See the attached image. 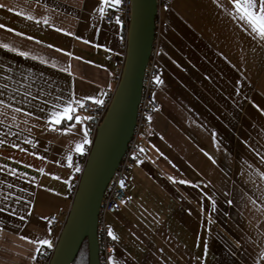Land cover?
<instances>
[{"label": "crops", "instance_id": "crops-1", "mask_svg": "<svg viewBox=\"0 0 264 264\" xmlns=\"http://www.w3.org/2000/svg\"><path fill=\"white\" fill-rule=\"evenodd\" d=\"M169 2L158 22L162 111L149 121L131 167V203L108 216L112 264H264V41L235 16L232 0ZM0 5V43L29 53L0 49V64L16 79L48 82L47 99L71 98L76 109L57 125L49 113L59 107L33 101L26 108L33 116L9 110L0 129L3 136L11 124L19 133L0 146V165L18 176L0 179L14 182L20 197L0 212V264H35L36 241H52L46 220L71 209L79 166L70 162L88 149L90 117L75 101L114 93L124 42L120 24L103 21L106 0ZM237 7L245 15V0ZM248 19L259 27L258 18Z\"/></svg>", "mask_w": 264, "mask_h": 264}, {"label": "water", "instance_id": "water-1", "mask_svg": "<svg viewBox=\"0 0 264 264\" xmlns=\"http://www.w3.org/2000/svg\"><path fill=\"white\" fill-rule=\"evenodd\" d=\"M122 66L110 107L90 150L50 264H74L88 244L89 264H100L98 216L106 188L133 137L143 79L156 37L157 0H132Z\"/></svg>", "mask_w": 264, "mask_h": 264}, {"label": "built area", "instance_id": "built-area-1", "mask_svg": "<svg viewBox=\"0 0 264 264\" xmlns=\"http://www.w3.org/2000/svg\"><path fill=\"white\" fill-rule=\"evenodd\" d=\"M159 5V15L163 8L169 7V0H157ZM133 12L132 0H121L120 5L111 3V0L106 2L105 14L103 21L106 24H112L118 22L121 26V38L124 42V51L126 49V41L128 39L129 25ZM159 22V16H158ZM162 51V45L160 41V32L157 23L156 37L153 45L152 54L145 71L141 100L138 109L136 127L133 137L128 145V149L120 162L118 168L115 170L112 179L110 180L101 204L99 216H98V239L100 248V264H112V256L116 253L117 248L112 242L109 234L108 216L114 212L119 211L123 206L131 203L132 198L130 195V179L129 173L133 163L137 158L142 156V150L140 142L143 138V134L148 127V123L154 114L162 111V105L158 103L155 98V91L158 86L159 78L162 74V69L159 62V56ZM116 62V56L111 57ZM121 70L117 75V81L121 78ZM113 98V93H105L96 101H102V103L93 102V100H87L81 102L84 106L81 108L78 103L75 107L85 115L90 117L89 125V141L87 151L78 158H73L70 162L71 166H79V173L76 175V184L73 187V195L77 190V184L81 177L83 168L86 165L87 158L97 135V130L102 123L107 111L110 107ZM49 224V231L52 235L51 246H42L37 254L35 264H50L54 250L58 243L59 237L66 224V218H61L57 215H53L46 220Z\"/></svg>", "mask_w": 264, "mask_h": 264}, {"label": "snow or ice", "instance_id": "snow-or-ice-1", "mask_svg": "<svg viewBox=\"0 0 264 264\" xmlns=\"http://www.w3.org/2000/svg\"><path fill=\"white\" fill-rule=\"evenodd\" d=\"M108 2V0H106ZM241 0H232L233 8L235 9V16L245 22L247 25L248 31L253 35L254 39H258L260 41H264V0H245L248 7L243 9L245 15L241 14V10L239 7H237L240 4ZM111 3H114L115 5H120L121 0H111ZM0 7H4L3 5H0ZM103 11V9H101ZM248 16H253L258 18L259 20V27L255 26V22L248 19ZM27 19L32 20L33 18L31 16L27 17ZM48 24L49 21L47 19L40 21L36 20L35 23L38 25L40 23ZM5 28L4 25H0V29ZM7 31L12 32V29H7ZM18 36H22V33H16ZM27 39H33L32 37H27ZM51 47V46H49ZM0 49H6L8 51L13 52L14 54L19 55L21 58H29V53L17 50L16 48H9V45L6 43H0ZM37 57L31 56V59L35 60ZM44 62V61H42ZM13 69L9 66L5 68L3 64H0V129H2L4 124V118L8 117V111L10 110L13 113H20L23 116L31 117L34 115V113L27 111V106L33 102L37 101L40 102L43 105H48L50 107H59L58 113H49V115H58V118L54 121L55 124L59 125L65 120H73V113L76 111V109L73 107L74 101L71 98L65 99V97L61 95H56L55 100L47 99L46 97H51L53 95V92L51 90L52 86L48 84V82H45L43 85H37L36 80L30 76L25 75L22 77V79H16L13 75H11ZM48 87V91H45V87ZM35 89V91H33ZM93 102L96 103H102V101H96L94 98ZM75 103H78L79 106L82 108L84 105L80 103L79 101H75ZM41 112H43L45 109L44 107H41L39 109ZM39 119V117H38ZM80 117L76 116L75 120L76 122L80 121ZM11 120L15 121L16 116L12 115ZM48 123H52V121H48ZM13 125H8V131L3 134V136H0V146H3L5 144V137L7 136H18L19 133H12L11 128ZM215 135V134H213ZM24 143H31L29 140H25ZM85 143H87V140H85ZM13 147L19 148V144L13 142ZM77 150H82V145H77ZM23 150V149H21ZM70 159V158H69ZM79 169H77L78 171ZM0 176H12L16 177L18 176L17 171L14 168H9L7 165H0ZM181 183H184V181H181ZM8 189V191H4V187ZM14 182H7L5 179H0V212L5 211L6 208L10 207L9 201H13L18 203L20 201V197L15 194L13 189L15 188ZM23 190V189H22ZM229 204L232 203V201H228ZM11 215H15L14 210L10 213ZM20 219H24V217H19ZM111 235V233H109ZM22 239H27L26 237H22ZM32 242V241H29ZM36 243H39L42 246L50 247L51 243L47 240H40L36 241ZM40 249H37V252H39ZM207 251V248L205 249Z\"/></svg>", "mask_w": 264, "mask_h": 264}, {"label": "trees", "instance_id": "trees-1", "mask_svg": "<svg viewBox=\"0 0 264 264\" xmlns=\"http://www.w3.org/2000/svg\"><path fill=\"white\" fill-rule=\"evenodd\" d=\"M87 124L89 126L90 125V121L87 122ZM83 154L81 156H83ZM81 156L75 155L74 158H78L79 159ZM79 170H80V168H79ZM78 173H79V171L77 172V174ZM75 184H76V182H75ZM74 264H89V251H88L87 242H85L84 245L82 246L81 251H80V253H79V255H78V257H77V259H76Z\"/></svg>", "mask_w": 264, "mask_h": 264}]
</instances>
